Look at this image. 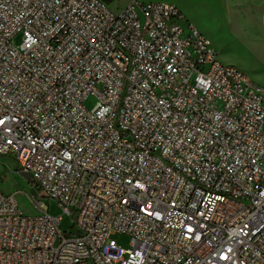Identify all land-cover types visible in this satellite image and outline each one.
<instances>
[{
  "label": "built area",
  "instance_id": "1",
  "mask_svg": "<svg viewBox=\"0 0 264 264\" xmlns=\"http://www.w3.org/2000/svg\"><path fill=\"white\" fill-rule=\"evenodd\" d=\"M184 20L0 0V155L76 224L0 191V264H264V88Z\"/></svg>",
  "mask_w": 264,
  "mask_h": 264
},
{
  "label": "rangeland",
  "instance_id": "2",
  "mask_svg": "<svg viewBox=\"0 0 264 264\" xmlns=\"http://www.w3.org/2000/svg\"><path fill=\"white\" fill-rule=\"evenodd\" d=\"M113 6L125 5L131 0H109ZM166 2L176 5L185 16L187 28L193 25L209 38L225 64H232L244 71L256 84L264 88V0H140ZM21 36L16 42L19 44ZM95 99L86 101L92 108ZM0 191L15 194L20 209L27 215H36L37 199L49 207L52 215H62L61 229L76 230L73 214H63L56 200L44 197L40 188L22 174L16 159L0 155ZM118 243L130 247V237L116 234Z\"/></svg>",
  "mask_w": 264,
  "mask_h": 264
},
{
  "label": "water",
  "instance_id": "3",
  "mask_svg": "<svg viewBox=\"0 0 264 264\" xmlns=\"http://www.w3.org/2000/svg\"><path fill=\"white\" fill-rule=\"evenodd\" d=\"M22 174H23L26 178L31 179V175H30L29 173H27V172H22Z\"/></svg>",
  "mask_w": 264,
  "mask_h": 264
},
{
  "label": "trees",
  "instance_id": "4",
  "mask_svg": "<svg viewBox=\"0 0 264 264\" xmlns=\"http://www.w3.org/2000/svg\"><path fill=\"white\" fill-rule=\"evenodd\" d=\"M105 2H107V3H109V4H112V2L111 1H109V0H104Z\"/></svg>",
  "mask_w": 264,
  "mask_h": 264
}]
</instances>
